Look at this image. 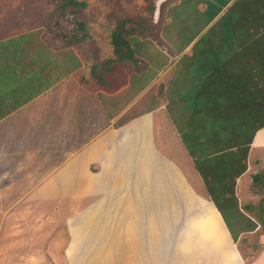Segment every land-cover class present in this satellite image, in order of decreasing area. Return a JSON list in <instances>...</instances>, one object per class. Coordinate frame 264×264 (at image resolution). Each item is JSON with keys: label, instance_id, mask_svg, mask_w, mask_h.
<instances>
[{"label": "trees", "instance_id": "1", "mask_svg": "<svg viewBox=\"0 0 264 264\" xmlns=\"http://www.w3.org/2000/svg\"><path fill=\"white\" fill-rule=\"evenodd\" d=\"M52 1L45 24L0 41V119L82 65L74 46L90 36L78 16L87 3ZM161 14L169 18L161 28L142 16L120 19L111 33L112 56L92 64L90 76L106 84V72L130 61L143 89L151 66L143 58L142 44L148 39L163 44L162 29L170 55L178 59L172 77L159 85V95L236 239L256 227L239 208L235 185L247 170L254 136L264 127V0H178L163 4ZM192 43L191 53H185ZM253 181L263 184L264 173H256Z\"/></svg>", "mask_w": 264, "mask_h": 264}, {"label": "rangeland", "instance_id": "2", "mask_svg": "<svg viewBox=\"0 0 264 264\" xmlns=\"http://www.w3.org/2000/svg\"><path fill=\"white\" fill-rule=\"evenodd\" d=\"M84 1L87 5L79 8L78 16L86 22L90 36L87 40L74 46V50L82 62L81 69L76 75L77 78H80V76L90 77L89 68L92 64L101 65L107 58L112 56L111 33L120 19L142 16L152 19L161 28L169 21L165 14H161L163 4L169 6L178 0ZM53 9L54 3L52 0H0V39L42 26ZM163 34L161 29V38L165 40L163 44L158 43V40L148 39L143 41L141 52L143 58L151 66V69L146 70L150 82L143 89H139V82L136 80L138 76H134V66L130 61L117 63L111 71L106 72L105 77L109 81V85L102 86L97 82L98 88L102 90V93L99 92L98 96L107 111L113 115L123 113L117 122L132 119L142 112L157 115V117H152V124H150L151 117H141L137 126H135V129L145 133L144 165L149 164L151 161L158 164V159L153 154L147 137L150 126L156 145L168 158H174V155L176 157L177 155L180 156L179 153L181 152L183 158L187 155V159H192L168 116L165 99L159 95V85L167 83L172 77L174 65L178 59V57L170 55L169 49L171 46ZM151 37L153 38L152 35ZM193 43L185 49V53H191ZM160 115L168 117H159ZM182 148L184 151L181 150ZM182 157L178 158L183 164V169L186 168L185 172L193 180L194 175L191 174L190 167L185 165V159L183 160ZM187 159L186 161H188ZM249 163H251V166ZM142 172L148 175L146 168ZM171 172L169 173L174 176L170 178L171 181L168 186L173 188L174 183L178 182L179 178L175 177L174 170H171ZM258 172L264 173V147H254L251 150L247 159V170L239 182V208L249 219L256 223L255 229L240 232L237 238L233 239L246 262L251 261L264 250V223L260 220L259 215L261 207L264 209V183L260 185L253 181L254 175ZM143 180L151 182L149 175L148 178H143ZM153 181L156 186L158 185V193L161 196L163 190H165L164 185L168 183L164 179ZM196 183L198 189L194 191L200 196L194 194L187 196L184 202V212H182L184 214L188 211L190 214L189 216L184 214V219L179 216L178 222H176V218L180 215V212H178L179 207H176V201H172L170 196L166 195V198H170L169 202L160 201L162 203L159 202L158 204V206L166 204L168 210L176 212L173 218L174 222H171L170 226H174L176 222L175 227H177L181 223L177 228L181 227L180 232L176 231V235L180 239H177V242L174 240L175 245L173 244V248L179 247L178 251L182 248V243L186 242L184 228L192 226L193 232L191 231L192 233L188 234L186 239L190 237V240L194 243H188L189 249L179 252L185 254L190 250V246H195L194 249L197 248L196 250L205 247L216 248V256H224L228 259L235 258V261H237L238 253L235 245L230 242L228 234L226 235L225 229L227 230V227L219 210L211 203L212 201H210L211 199L205 187L197 179ZM65 188L69 190L71 187L66 186ZM99 203H103V206H98ZM105 203L100 201L90 205L89 202L66 201L64 202L63 212L61 211L62 208L57 209L58 204L55 207L59 212L55 209L49 210L50 205L48 208L44 207L43 210L48 209V213L52 216L42 217L38 216L40 213L37 212V205L34 202L0 201V264H121L122 256H128L124 259L127 264L133 262H135L134 264H157L160 262V258L167 259L168 255L163 253V249L170 248V244L168 243L163 247V242L164 239H168L166 227L169 224L163 222L165 220L164 211L159 217L152 218V220H156V218H158V221L160 220L156 226L161 229H163L164 223L163 230L166 234L162 235L164 239L160 237V245L157 249L153 248V250L144 248L147 245H145L143 239L139 245H143L141 250L134 248L133 251L136 257L140 256L141 259H145L137 262L136 257L131 258V251L121 250L120 235L122 233L110 230V228L125 226V224H121V221L124 220V214L120 209L112 207L115 203H110V206L104 205ZM147 204L148 202H142V205ZM31 213L33 216H29ZM143 214L145 212H138L137 215L142 216ZM228 216L232 217V214L228 213ZM171 217L166 218L167 222ZM233 221L236 220L233 219ZM244 225L245 221L240 224L241 227ZM171 231H173V228ZM173 235H171V238H173ZM137 245L136 243L134 247ZM116 247L118 249H115ZM193 254H195V251ZM177 258L173 260L175 263L177 260H181V264H191L192 262V260L184 262L186 259H182L178 255ZM193 258L201 264H204L206 260H208L206 264L213 263V260L207 256L202 259L194 255ZM146 259H150L148 263L145 262ZM170 259L172 260L173 257ZM235 261L234 264H237Z\"/></svg>", "mask_w": 264, "mask_h": 264}, {"label": "crops", "instance_id": "3", "mask_svg": "<svg viewBox=\"0 0 264 264\" xmlns=\"http://www.w3.org/2000/svg\"><path fill=\"white\" fill-rule=\"evenodd\" d=\"M33 29L35 28L27 31ZM8 38L10 37L2 38L0 41ZM80 69L81 67L0 119V201L34 202L37 205V212L40 213L38 216L42 217L52 216L48 213V209L56 211L58 208H62L63 212L66 201L89 202L90 205L103 201L106 202L104 204L106 206L115 203L112 207L122 211L124 220L121 221V224H125V226L110 228V230L122 233L120 235L121 250L131 251L133 259L136 257L133 250L134 248L141 250L143 245H139L143 239L147 245L144 248L151 250L157 249L160 245V237L164 239L162 237L163 234L166 235L163 230L164 223L163 229H161L156 226L160 220L158 221V218H156L157 221L152 220V218L162 215L164 211L165 220L163 222L169 225H165L167 226L168 239H164L163 247L169 243L170 248L163 249V253L168 255L167 259L160 258V262L157 264H181V260H177L176 263L173 261L178 259L177 255L186 259L184 262L192 260L191 264L194 261V264H201L193 258L194 255L202 259L207 256L213 260V263L209 264H234L235 258L216 256V248L205 247L196 250L195 246H190L186 255L179 252L189 249V244L194 243L190 237L186 239L187 235L193 232L192 226L185 227V231L182 230L186 241L182 243V248L179 251V247L173 248L174 240L177 242V239H180L176 235V231L180 232L181 227L177 228L181 223L175 227L176 222H178L179 216L184 219V214L188 216L190 214L188 211L183 214L187 196L192 194L200 196L194 191L198 189L196 179L206 189L194 162L190 161L193 159H187V155L183 158L181 152L180 156L174 155V158H168L156 145L150 126L147 137L150 148L158 159V164L151 161L144 165L145 133L135 129V126L141 117H151L150 124H152V117H157V115L142 112L132 119L117 122L123 113L113 115L107 111L98 96L99 92L102 93L97 84L100 82L92 76L77 78L76 75ZM106 82V84H100L102 86L109 85L107 79ZM159 117L168 116L160 115ZM251 146L250 152L254 147H264V127L256 132ZM178 157L185 159V165L190 167L191 174L194 175L193 180L185 172L186 168L183 169V164ZM249 165L251 166V163ZM145 168L151 178L150 183L149 180H143V178H148V175L142 172L145 171ZM171 170H174L175 177L179 178L173 188L168 186L170 178L174 176L170 174ZM243 174L236 179L237 198L240 189L239 182L243 178ZM152 179H164L168 183L164 185L165 190L161 196L158 193V185L156 186ZM66 186L71 188L67 190ZM206 192L208 194L207 189ZM166 195L170 196L172 201H176V207H179L180 215L176 218L174 226H170V223L174 222L173 218L176 212L168 210L166 204L158 206L160 201L169 202L170 198H166ZM208 196L210 197L209 194ZM210 199L212 201L211 197ZM142 202H148V204L142 205ZM211 203L215 206L213 201ZM100 205L103 206V203L98 204V206ZM49 206L50 208H48ZM44 207L48 209L43 210ZM138 212H145V214L138 216ZM219 213L221 214L220 210ZM135 215L137 216L134 218ZM29 216H33V214L31 213ZM169 216L172 217L167 222L166 218ZM223 222L225 223L224 218ZM172 228L173 231H171ZM225 232L226 235L228 234L230 242L235 245L228 227ZM170 234H174L175 237L173 235L171 238ZM136 243L138 245L134 247ZM117 247L115 249H118ZM235 248L238 253L235 263L264 264V250L251 261L246 262L240 249L236 245ZM194 251L195 254H193ZM171 254L174 255L171 256ZM125 257L122 256L121 264H127L124 262ZM169 257H173V259L171 260ZM136 259L139 262L145 258L141 259L138 256ZM148 260L150 259H146L145 262L148 263ZM207 262L208 260L204 264Z\"/></svg>", "mask_w": 264, "mask_h": 264}]
</instances>
